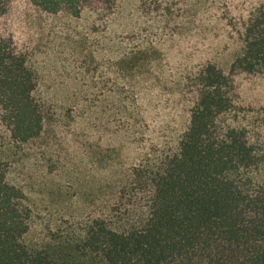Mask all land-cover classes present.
Instances as JSON below:
<instances>
[{
    "label": "trees",
    "instance_id": "16d2710c",
    "mask_svg": "<svg viewBox=\"0 0 264 264\" xmlns=\"http://www.w3.org/2000/svg\"><path fill=\"white\" fill-rule=\"evenodd\" d=\"M0 264H264V0H0Z\"/></svg>",
    "mask_w": 264,
    "mask_h": 264
},
{
    "label": "rangeland",
    "instance_id": "374dc122",
    "mask_svg": "<svg viewBox=\"0 0 264 264\" xmlns=\"http://www.w3.org/2000/svg\"><path fill=\"white\" fill-rule=\"evenodd\" d=\"M58 69H66L72 73L69 75L66 84L64 83L63 85L57 86L51 84L52 87H42L45 94L52 101L53 108L51 109H53V111L56 110L57 117L62 124H67L68 129L71 131L67 133L69 139L73 134L76 136L79 135L81 138L86 137L93 141L98 139L97 135L100 132L98 130H101L99 127H102L99 121L101 111L98 109H84L82 106L83 104L81 103V105L78 103L77 94L80 95L81 98L84 97L87 100L97 97L99 100L97 103L99 109H104L103 105L110 103L111 96L108 93L102 94L103 91H100L103 89L102 80L98 74L92 70L84 71L83 69L77 67L73 68L70 65L62 63H60ZM112 99L116 100L117 98L113 97ZM102 115V118L106 117V109L102 111ZM86 134L88 135L86 136ZM102 135L103 136L99 138V145L103 149L111 146L118 147L124 141L123 136H118L114 140L108 141L106 139L107 134L104 130H102Z\"/></svg>",
    "mask_w": 264,
    "mask_h": 264
}]
</instances>
